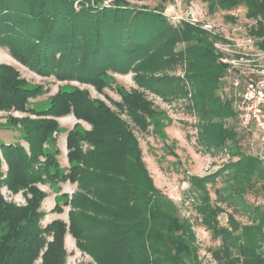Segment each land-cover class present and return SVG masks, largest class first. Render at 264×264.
I'll return each mask as SVG.
<instances>
[{
	"label": "trees",
	"instance_id": "trees-1",
	"mask_svg": "<svg viewBox=\"0 0 264 264\" xmlns=\"http://www.w3.org/2000/svg\"><path fill=\"white\" fill-rule=\"evenodd\" d=\"M146 1L158 3L152 9L137 6ZM172 2L0 0V45L7 47L16 62L39 75L76 80L99 91L109 72H134L136 83L164 98L176 95V87L186 94L180 83L188 80L199 119L198 145L211 158L224 159L226 154L230 158L209 176L189 178L192 190L198 191V223L220 240L211 258L216 264H264V206L246 200L249 193L264 195L258 138L254 133L253 147L248 146L249 135L239 129L229 104L217 96V88L225 82L226 66L219 62L210 35L184 22L175 29L162 15ZM240 3L248 7V18L256 20L257 28L251 34L261 38L259 45L264 49V0H214L209 8L230 10ZM181 43L187 45L186 57L175 52ZM181 60L186 65L182 78L153 76ZM37 91L18 78L14 67L0 64V112L36 116L8 117L21 128L27 150L19 143L0 145V189L5 186L29 195L26 206L16 207L0 194V264H32L43 248L41 264H63L66 232L92 264H202L192 221L181 217L176 204L154 186L126 124L77 89L58 92L46 109L37 110L28 103ZM130 102L138 112L133 114L135 123L144 127L145 116H156L141 94ZM70 112L90 123L92 130L85 132L75 126L68 132L70 168L64 174L55 158L57 150L53 153L46 145L59 133L56 119ZM162 127L160 124V130ZM79 139L88 141L92 150L83 152ZM221 174L226 175V186L217 199L231 208L228 213L210 203L206 188ZM43 178L77 183L80 191L71 201L76 211H69V226L54 220L44 228L52 233V241L47 243L40 237L43 231L37 225L36 212L45 196L34 185ZM237 213H243L247 222L237 220ZM221 214L226 215L225 225H220Z\"/></svg>",
	"mask_w": 264,
	"mask_h": 264
},
{
	"label": "rangeland",
	"instance_id": "rangeland-1",
	"mask_svg": "<svg viewBox=\"0 0 264 264\" xmlns=\"http://www.w3.org/2000/svg\"><path fill=\"white\" fill-rule=\"evenodd\" d=\"M213 1L183 0L181 3H174L173 5L168 3L166 6L164 5V9L167 13L175 12L176 16L184 15L187 12L192 13L196 17L195 24L192 26L211 36L209 38L214 51V44H216L225 48H229L227 45H230L231 49L236 52L235 56L237 58L244 53L257 54L264 52V49L259 45L261 38L251 34V30L255 31L257 27L256 20L247 16L248 7L240 3L237 7L230 10H220L218 8L210 10L209 5ZM157 3L146 1L137 3V6L144 4L152 9ZM167 5L171 6L167 7ZM172 26L175 29H179L174 24ZM207 27H209V30L205 29ZM248 40L251 44L244 48V44ZM186 47V44H178L175 47V52L181 51L183 57H186ZM182 61L171 69L154 73L153 76L158 78L163 76L182 78L186 70L185 62ZM0 64L14 67L18 71V78L25 80L31 89H38L36 95L28 100L29 106L37 110L46 109L53 96L58 92L77 89L86 92L90 100H97L104 104L108 110L125 123L141 149V161L154 186L176 204L181 217L188 219L190 222L192 221L201 263L216 264L211 258V251L219 247L220 240L214 238L209 231L198 223V213L196 211V206L199 203L197 199L198 191L192 190L189 178L191 176L197 178L209 176L219 170L230 158L229 156L225 160L211 158L203 147L198 145L199 119L193 109L190 97L193 92L188 80L183 79L182 83H180L186 88V94L179 91L180 87H176V95H166V98H164L136 83L134 72L126 74L109 72L105 78V86L99 91L89 84L76 80L60 81L53 75H39L28 67L16 62L10 56L7 47L2 45H0ZM220 89L222 88L219 86L216 90L219 100L229 104L231 107L230 99L226 98ZM136 93L141 94L142 99L150 103V109L156 114L153 119L145 116L144 127L142 123H135L133 119V114L136 116L138 112L135 111V106L130 100L134 95H137ZM129 96L130 98L128 99ZM9 115L16 118L29 116L27 113L20 112H0V145L19 143L27 150V144L21 139V128L9 122ZM29 118H36V116L30 115ZM56 121L59 126V133L52 135L49 144L46 145V149L53 153L57 150L58 153L55 158L59 168L65 174L70 168L66 157L68 132L72 131L75 126L85 132H89L92 130V125L86 121L78 120L72 112L57 118ZM160 124L163 125L161 130L159 128ZM240 143L242 148H244L243 143ZM77 144L83 152L92 150V146L86 140L79 139ZM41 161L43 160L41 159ZM84 170L88 173L87 168H84ZM6 171L7 166L2 159L1 172L5 174ZM225 178L226 175L221 174L213 183H208L206 188L210 196V203L220 205L228 213L232 212L231 208L225 207L217 199L219 194H223L222 189L226 186ZM34 185L43 191L45 196L36 210L37 216L39 215L37 217V225L40 230L43 231L54 220L62 221L68 227L69 211H76V209H73L71 201L74 199V195L80 192L77 183H72L68 180L64 181L60 178L55 181L43 178L41 182H37ZM0 194L5 202L16 207L26 206V200L29 198V195H26L24 191L21 190L15 193L8 190L5 186L0 189ZM92 199L95 200V197H92ZM246 200L249 203H257L264 206V195L255 196L249 193L246 195ZM97 201L98 199L94 202ZM56 204L57 209L54 210ZM235 217L241 223L247 222L243 213H237ZM219 222L220 225L226 224L225 214L219 216ZM40 237L45 238L46 243L52 241L51 232L43 231L40 233ZM44 247H46V244ZM63 249L66 254L63 264H92L90 257L76 247L75 240L69 232L64 235ZM44 250L45 248L40 250V254L32 264H41V255H43Z\"/></svg>",
	"mask_w": 264,
	"mask_h": 264
},
{
	"label": "built area",
	"instance_id": "built-area-1",
	"mask_svg": "<svg viewBox=\"0 0 264 264\" xmlns=\"http://www.w3.org/2000/svg\"><path fill=\"white\" fill-rule=\"evenodd\" d=\"M182 1L173 0L171 5ZM171 5H167V7ZM162 15L174 25L182 22L194 25L196 21V17L189 12L176 16L175 12L167 13L164 9ZM205 29L209 30V27ZM250 44L251 42L248 40L244 44V48ZM227 46L229 48L214 44L219 62L226 66L225 82L221 91L231 101V108L236 115L239 129L245 131L250 137L248 146L253 147L256 134L259 143V156L264 166V52L244 53L237 58L236 52L231 49L230 45ZM251 130H255V132H251ZM226 157H228L227 154Z\"/></svg>",
	"mask_w": 264,
	"mask_h": 264
},
{
	"label": "crops",
	"instance_id": "crops-1",
	"mask_svg": "<svg viewBox=\"0 0 264 264\" xmlns=\"http://www.w3.org/2000/svg\"><path fill=\"white\" fill-rule=\"evenodd\" d=\"M65 150H66V149H65ZM65 150H64V151H65ZM65 155H66V154H65Z\"/></svg>",
	"mask_w": 264,
	"mask_h": 264
}]
</instances>
